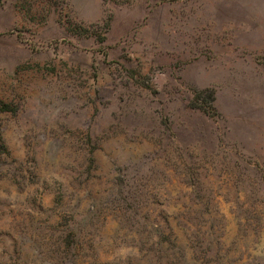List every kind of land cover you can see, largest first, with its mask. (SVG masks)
<instances>
[{
	"label": "rangeland",
	"instance_id": "rangeland-1",
	"mask_svg": "<svg viewBox=\"0 0 264 264\" xmlns=\"http://www.w3.org/2000/svg\"><path fill=\"white\" fill-rule=\"evenodd\" d=\"M237 8L0 0V264H264V27Z\"/></svg>",
	"mask_w": 264,
	"mask_h": 264
},
{
	"label": "crops",
	"instance_id": "crops-1",
	"mask_svg": "<svg viewBox=\"0 0 264 264\" xmlns=\"http://www.w3.org/2000/svg\"><path fill=\"white\" fill-rule=\"evenodd\" d=\"M235 12L239 19L238 25L264 27V0H238V8Z\"/></svg>",
	"mask_w": 264,
	"mask_h": 264
},
{
	"label": "trees",
	"instance_id": "trees-1",
	"mask_svg": "<svg viewBox=\"0 0 264 264\" xmlns=\"http://www.w3.org/2000/svg\"><path fill=\"white\" fill-rule=\"evenodd\" d=\"M111 22V18L109 19V20H107V23H108V27L107 28H109V23ZM106 23V24H107ZM74 232V242L76 241V243H78V233H77V231L75 230V231H73Z\"/></svg>",
	"mask_w": 264,
	"mask_h": 264
}]
</instances>
